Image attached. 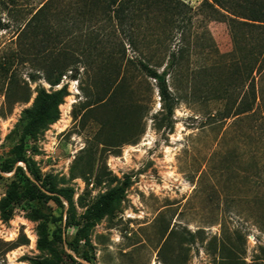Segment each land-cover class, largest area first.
I'll list each match as a JSON object with an SVG mask.
<instances>
[{"label": "rangeland", "instance_id": "obj_1", "mask_svg": "<svg viewBox=\"0 0 264 264\" xmlns=\"http://www.w3.org/2000/svg\"><path fill=\"white\" fill-rule=\"evenodd\" d=\"M182 1L197 11L204 0ZM19 3L39 6V0ZM0 16L8 22L7 11ZM19 24L11 21L0 31V163L13 157L24 112L39 90L66 87L59 120L27 140L25 155L40 183L51 178L59 190H72L73 197L72 203L61 197L62 206L20 199L11 220L0 215V264L50 258L38 246L41 224L52 232L66 224L71 212L67 236L72 238L74 224L82 222L86 210L126 183L115 210L90 232L93 263L65 244L59 245L64 264H264V75L256 76L262 95L246 115L223 119L226 100L208 96L232 80L229 58L222 57L233 49L227 23L194 24L192 31L207 28L217 49L194 53L185 78L176 82L168 77L178 97L171 118L161 115L156 82L151 80L148 88L134 66L127 68L124 82L114 69L94 68L87 74L81 68L76 78L69 71L52 86L44 75L46 45H35L31 35L20 36ZM97 29L106 39L113 37L112 26ZM118 34L124 43L115 52L121 48L128 57L166 54L157 43L162 28L156 23H144L137 33L138 48ZM145 36L152 46L145 45ZM176 43L168 46L174 50ZM18 165L35 179L25 163ZM13 174L2 173L0 203Z\"/></svg>", "mask_w": 264, "mask_h": 264}, {"label": "trees", "instance_id": "obj_2", "mask_svg": "<svg viewBox=\"0 0 264 264\" xmlns=\"http://www.w3.org/2000/svg\"><path fill=\"white\" fill-rule=\"evenodd\" d=\"M4 11H7L9 19L5 23L0 16V31L7 29L11 21L18 22L20 36L31 35L35 45L38 41L46 45L48 54L44 59V75L52 86L59 85L69 71L75 73L76 78L81 68L87 74L94 68L114 69L117 76H123L120 82H124L126 73H129L127 68L134 66L146 78L148 88L151 80L156 82L163 103L161 115L168 118L173 116L178 100L168 84V77L176 82L185 78V67L194 53L206 49L208 54H213L217 49L207 28L201 32L192 31L194 24L196 21L203 26L207 21L225 22L233 49L222 57L229 58L226 68L232 80L222 82L221 88L209 90L208 96L226 100L223 119H229L252 112L262 95L256 76L264 75V0H204L197 11L182 0H39L36 8L23 7L19 0H0V15ZM146 22L149 25L156 23L162 28L157 42L160 49H166L162 58L144 54L128 57L126 50L121 48L115 52L124 43L117 39L120 36L118 32L127 37L129 46L138 48L137 33L142 31ZM99 25L112 26L113 37L106 39L97 29ZM146 41L147 47L152 46L150 41ZM174 41L177 43L172 50ZM66 44L69 46L65 47ZM108 45L111 46L110 52ZM158 68H163V71ZM203 68L208 70V66ZM117 80L114 78V82ZM193 94H198L196 86ZM67 95L66 87L52 93L41 89L33 106L24 112L23 132L13 149V157L0 163V179L3 178L2 173H14L8 179L10 190L0 203V215L4 221L13 218L14 205L20 199L62 206L61 197H65L72 203L73 191L59 190L51 178L40 183L41 178L34 173L25 155L27 140L36 138L59 120V106ZM19 163L26 164L34 180ZM126 186L127 183L107 192L89 207L82 222L74 224L76 231L72 238L67 236L68 228L73 225L71 212L66 224L61 223L52 232L41 224L38 246L49 251L51 257L34 260L33 264H64L59 245L65 244L78 257L93 263L95 254L90 232L115 210ZM59 221H62V216ZM69 257L76 262L72 255Z\"/></svg>", "mask_w": 264, "mask_h": 264}]
</instances>
